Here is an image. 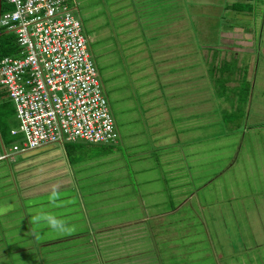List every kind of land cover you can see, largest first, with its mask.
<instances>
[{"label": "rangeland", "instance_id": "374dc122", "mask_svg": "<svg viewBox=\"0 0 264 264\" xmlns=\"http://www.w3.org/2000/svg\"><path fill=\"white\" fill-rule=\"evenodd\" d=\"M77 2L80 15H92L85 31L119 137L69 148L90 156L111 151L112 170L95 181L84 177L78 189L57 190L53 206L52 191L26 196L14 162L0 159V264H264V95L259 101L249 92L254 99L247 106L259 114L249 122L240 113L245 105L227 104L221 94L245 99V81L252 86L255 71L264 79L258 3L239 1L233 11L227 0ZM240 31L252 52L231 49ZM221 61L225 68L211 73ZM233 68L243 74L241 83L219 89L212 74ZM132 70L145 74L132 77ZM150 89L162 104L169 105L168 95L185 105L151 113L153 103L143 111L139 106L152 102ZM155 118L168 131L167 147L155 145L154 132L162 130ZM165 154L170 162L161 160ZM167 164L182 172L168 177ZM40 214L72 231L31 223Z\"/></svg>", "mask_w": 264, "mask_h": 264}, {"label": "built area", "instance_id": "2783aa9c", "mask_svg": "<svg viewBox=\"0 0 264 264\" xmlns=\"http://www.w3.org/2000/svg\"><path fill=\"white\" fill-rule=\"evenodd\" d=\"M0 27L15 51L0 54V101L11 102L0 159L72 142L114 144L119 132L77 0H1ZM16 124H11L13 118Z\"/></svg>", "mask_w": 264, "mask_h": 264}, {"label": "crops", "instance_id": "0c3cea01", "mask_svg": "<svg viewBox=\"0 0 264 264\" xmlns=\"http://www.w3.org/2000/svg\"><path fill=\"white\" fill-rule=\"evenodd\" d=\"M232 1L233 0H227L226 5L228 6H226V8H228L231 5ZM250 1L252 2L253 0H247L248 3ZM254 2L256 4L258 3L259 5L258 10L260 11L261 14H263V18H264V0H254ZM86 13L89 15L90 11ZM90 16L92 17V15H89V17ZM102 26H108V25L102 23ZM262 29H264V21L262 22V26L260 27V30ZM234 36L236 40L235 41L233 40L232 42H229V43L236 44L237 46H230L232 50L237 49L235 51H239L240 53L252 52L253 50V47L251 46L252 43L250 41L245 40L244 36L241 34V31L234 32ZM198 59L200 60V58ZM259 61L263 63L264 59L262 58ZM238 62L240 65H242L241 61H238ZM216 64L213 65L212 67L214 66L219 67V63H216ZM237 66H238V63H237ZM212 67H210L209 70H211ZM254 67H258L257 68L258 70L260 68L259 64L258 65L255 64ZM143 71L136 72V70H132V72L130 73L132 77L138 78L139 76L142 75V73L145 74V72ZM180 71H183V70L179 69L178 72ZM188 72H190L191 75L194 77V73L196 72L195 66H193L192 70ZM220 72L221 73L219 75L212 74V77L213 78H218L219 76L224 77L225 78L224 85L226 88L231 87L232 85L234 86L236 83L237 84L241 83L242 81L239 75H241V77L243 78V74L242 73L240 74V71L238 72V74H236L235 68H233L232 70H220ZM139 73L141 74L139 75ZM198 77H201L200 69L198 70ZM251 77H253L252 86L249 81L247 82L245 81V83L248 86L246 89L247 92H246L245 99H243L242 97H237L236 99H234V102H231V99H229L230 92L229 93L227 92L229 94L227 97H226V94H222V96H223L224 101L227 102V104H233L235 105L236 108L240 109L241 106L244 107L245 105V107L240 111V113L244 115L243 119L245 117V119L248 120L249 122H254L256 118L259 116V114L254 113L253 111H250V108H249L250 104L247 106V103H251L254 99L252 98L250 101L249 92L255 93L257 96L260 95V97L258 98V100L260 101L261 100L260 98L264 95V79L262 80L259 77L258 72L256 71L254 72V75L252 74ZM256 82H257V86H255ZM139 83H141V80ZM160 87H158L157 90H159ZM256 87H257V91H256ZM143 90H145L144 87H143ZM149 93H151V89ZM222 93H225V92H222ZM160 96L161 95L159 94L157 98H155L154 94L151 93V96L147 98L151 99L152 102L148 103V100H146L142 106H139V109L143 111L148 110L149 112V110L153 106V103H156L157 106L156 108L154 107L151 110V113L156 112V110H158L159 108L171 109L173 111H176L178 110L179 107L182 109L186 102V100H182V99H179L180 101L176 100L177 98L172 99L171 96L168 97L167 95L166 98L169 99V102H168L169 105L168 104L165 105V104H162L163 99H162V96L161 97ZM144 99L142 98V100ZM228 99L231 103L227 101ZM191 101L194 103L193 99ZM261 101H264V100H261ZM262 112H264V109L262 110ZM135 119H137V117ZM13 122L14 120H12V123ZM249 122H246V124L249 127H253V125H251ZM154 123L156 125L162 124L160 121H156V118L154 119ZM159 128L162 129L163 124ZM261 130H262V127H261ZM154 134H155L154 138L156 140L155 145H157L158 148H161V146L167 147L168 144L171 143L169 142L170 138L167 139L168 131L166 128L164 130L162 129V130L156 131L154 132ZM129 137H132V136H129ZM162 142H164L166 145H160L162 144ZM192 143H193L192 145H195L194 139H192ZM81 144L83 143L82 142L65 143L63 145L42 147L39 149H35L34 151L20 153L16 157V160L12 161L14 162V165L12 168H14V170L16 171L19 182L21 184L20 187H22L23 189L22 191L25 193V195L26 196H36L39 194L50 192L53 190V188H55L56 190H62V189H68L73 186L74 187L76 186L78 189L84 177L89 179L90 175L95 176V179H94L95 181L96 176L98 174L107 172L108 170H112V163L108 160V159H112L110 155L112 154L111 151L100 152V153H97L96 155H91V156L88 153H80L79 151H77L76 154H73L72 149L69 147L74 146L73 148L77 149L80 147ZM85 144L92 145V143H85ZM180 154L181 153L174 155V156L178 157ZM161 160L166 163L171 161V159H167V154L162 156ZM166 166H167V176L168 177H173L172 175H170L172 174V172H179V171L182 172V170L180 169L181 166H176L174 168H170L168 164ZM171 181H172V178H171ZM187 182L188 181H184V185H186ZM258 202H259V205H261V201H258Z\"/></svg>", "mask_w": 264, "mask_h": 264}, {"label": "trees", "instance_id": "16d2710c", "mask_svg": "<svg viewBox=\"0 0 264 264\" xmlns=\"http://www.w3.org/2000/svg\"><path fill=\"white\" fill-rule=\"evenodd\" d=\"M239 1H243V0H233L231 5L229 6L231 9L233 10H238L240 9V4ZM4 8V6H3ZM216 47V46H215ZM210 48H213L212 46ZM222 48L221 46L216 47V49H220ZM15 51V44L12 41V37L11 35L3 32L2 36L0 37V54H9ZM222 62V61H221ZM223 64L221 66H214L211 68L210 71H213V69L215 68H225V63L222 62ZM217 65V64H216ZM215 79V78H214ZM214 81H220L221 86L219 87V89H223L225 88L224 85V81L225 78L219 76L216 80ZM220 93V92H219ZM224 94V93H221ZM14 112L13 106L11 104V102L9 101H0V133L4 139L5 142H9L13 139V136L9 133V127H8V122H7V118L12 115Z\"/></svg>", "mask_w": 264, "mask_h": 264}, {"label": "clouds", "instance_id": "9594fccd", "mask_svg": "<svg viewBox=\"0 0 264 264\" xmlns=\"http://www.w3.org/2000/svg\"><path fill=\"white\" fill-rule=\"evenodd\" d=\"M3 10V6H2V2H1V9H0V13H1V11ZM91 14V13H90ZM89 14V15H90ZM84 18H91V17H89V15L86 13V12H84ZM0 31H1V33L2 32H5V33H7V34H10L11 35V37H12V41H13V43L15 44V42H14V35L11 33V32H9V31H5L4 29H1V27H0ZM1 35V34H0ZM14 113V112H13ZM13 115V114H12ZM12 115H10L9 117H11ZM8 117V118H9ZM8 118H7V122H8V127H9V121H8ZM12 120H13V118H10V122H11V124H13L12 123ZM17 120H15V122H16ZM117 126V125H116ZM119 132V131H118ZM1 134V133H0ZM11 161H14V160H11ZM60 199V197H59V192L55 189V188H53V190H52V192H51V194H50V196H49V203L50 204H52L53 206H58L57 205V201ZM44 223L47 227H49V228H51L52 230H54V231H57V232H59V233H70L71 231H72V229H70L67 225H66V222L65 221H63V220H61V219H58V218H56L55 216H53V215H51V214H40V215H37V216H33V217H31V223H33V224H39V223ZM39 237L37 236V239H38Z\"/></svg>", "mask_w": 264, "mask_h": 264}, {"label": "water", "instance_id": "95a60500", "mask_svg": "<svg viewBox=\"0 0 264 264\" xmlns=\"http://www.w3.org/2000/svg\"><path fill=\"white\" fill-rule=\"evenodd\" d=\"M0 9H1V0H0ZM0 34H1V31H0Z\"/></svg>", "mask_w": 264, "mask_h": 264}, {"label": "flooded vegetation", "instance_id": "af4514ba", "mask_svg": "<svg viewBox=\"0 0 264 264\" xmlns=\"http://www.w3.org/2000/svg\"><path fill=\"white\" fill-rule=\"evenodd\" d=\"M3 33V32H2ZM2 33H1V35H0V37L2 36ZM9 35V34H8Z\"/></svg>", "mask_w": 264, "mask_h": 264}]
</instances>
